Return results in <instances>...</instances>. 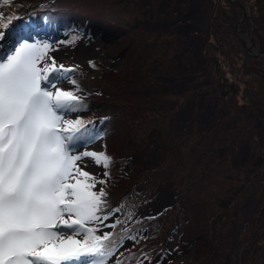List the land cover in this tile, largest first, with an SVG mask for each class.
Returning <instances> with one entry per match:
<instances>
[{
	"label": "trees",
	"instance_id": "1",
	"mask_svg": "<svg viewBox=\"0 0 264 264\" xmlns=\"http://www.w3.org/2000/svg\"><path fill=\"white\" fill-rule=\"evenodd\" d=\"M235 1L242 4L244 18L230 0H209L206 9L201 6L214 12L209 34L200 33L204 45L198 52L188 45L195 31L187 37L172 25L162 33L143 28L145 8L139 7L140 0L1 4L5 16H20L40 31L71 29L102 41L120 40L117 54L124 65L119 70L103 63L95 65L94 77L80 67L70 75L86 105L79 118L105 130L103 150L114 158L109 183L103 187L108 210L120 207L117 219L127 223L111 230L112 242L136 237L126 238L131 246L115 258L123 264L150 263L167 255L166 246L179 229L178 247L194 253L177 264H264V60L247 53L246 43L250 31L253 51L264 54V0ZM157 2L153 0L155 7L151 2L153 21L159 19ZM183 5L181 12L187 13ZM221 30L239 63L225 56L228 49L219 40ZM198 58L202 64L195 67ZM180 62L188 64L184 73H179ZM183 76L190 79L183 92L156 91L166 87V79L180 82ZM242 77L249 82L241 89ZM232 84L235 93L229 89ZM213 103L215 108L201 121L200 114ZM188 105L193 111L181 128V112ZM153 140L159 146V166L144 169ZM245 145L248 151L241 156ZM166 192L174 196L169 206L157 214H136ZM250 195L255 208L243 222L234 208Z\"/></svg>",
	"mask_w": 264,
	"mask_h": 264
},
{
	"label": "snow or ice",
	"instance_id": "2",
	"mask_svg": "<svg viewBox=\"0 0 264 264\" xmlns=\"http://www.w3.org/2000/svg\"><path fill=\"white\" fill-rule=\"evenodd\" d=\"M37 37L0 7V264H123L115 257L136 237L113 244L114 233L102 230L127 221L105 224L121 211L108 210L98 187L108 185L114 158L91 148L106 132L72 118L86 109L75 67L51 55L60 51L54 41ZM96 167L103 171L89 170Z\"/></svg>",
	"mask_w": 264,
	"mask_h": 264
},
{
	"label": "rangeland",
	"instance_id": "3",
	"mask_svg": "<svg viewBox=\"0 0 264 264\" xmlns=\"http://www.w3.org/2000/svg\"><path fill=\"white\" fill-rule=\"evenodd\" d=\"M141 4L139 3V7H144L145 8V12H144V18L143 22H142V26L143 28H148L150 29V27L154 29V31L157 32H166L167 28H169L171 25L172 26H176L178 30H180L182 33L184 34H190L192 31L197 32L196 35H194L193 37H189L188 40V45L190 46L191 49H194L195 52H198L199 49H201L204 45V43L201 44L202 42V36H200L201 34L207 35L210 32V28H211V19L213 17V9L210 8L208 10H199V8L201 9V6L206 9L207 7H205L206 4H209V0H158V5L156 7V12L157 15L159 16L158 21H153L150 20L151 17H153L154 15V11L151 10V2L153 3V0H140ZM186 1H188L187 3H185ZM156 3V1H154ZM155 3L154 7H155ZM185 3V4H184ZM184 4V5H183ZM183 5V11L187 12V14L181 15L177 13V11L181 10V7ZM0 7L1 4H0ZM2 10H4V8H2ZM213 11V12H212ZM171 13H173L174 17L173 18H169L167 16L171 15ZM212 13V15H211ZM206 15V16H205ZM211 17V18H210ZM150 18V19H149ZM210 18V19H209ZM242 21V19L240 20ZM240 22L236 23L237 26L239 25ZM235 24V27L237 28ZM221 37H219L220 42H224L227 46L228 49V53L225 55L227 56V58H229L230 61L239 63V59L237 57H235L233 55V45H231L230 41L227 40V37L225 36V34L223 33V31H220ZM74 37H77L76 39V43L75 45H69V44H61L59 43L60 41H70L72 40ZM37 38H47L50 40V42H55L54 46H58L60 51H63V54L67 55V56H74L77 53H79L81 51L82 48H86L88 46H90V44L92 42H98L100 45L98 46L97 50H96V54L93 55L92 57L88 58L85 61H80V62H73V63H69V62H63L65 64L66 67H80L83 68L86 73L87 76L89 78L94 77L95 75L98 74V69L93 67V63L96 65H100V64H105V66H108L112 69L115 70H119L123 65H124V61L123 58L118 56L117 52L120 51L119 49L121 48L120 45V40L119 38H113L109 41H102L100 39H98L96 36H90L84 32H80V31H75V30H71L68 29L67 31H55L52 35H44V34H39V37ZM222 43V44H224ZM247 45L249 47V45L251 44V51L249 52V54L255 55L256 53L253 51V42H252V35L251 32H248V39H247ZM248 53V52H247ZM260 54V53H259ZM258 58H262V57H258ZM263 59V58H262ZM264 60V59H263ZM202 64V60L200 58L197 59V63L195 64V67H200ZM91 65V66H90ZM187 66H183L182 62H180L179 64V68L181 69V72L179 73H184L185 69H187ZM264 68V64L262 66ZM194 67L191 66L190 64V70H192ZM154 70V69H153ZM241 75V73H239ZM217 74L214 73V76H216ZM75 77V76H74ZM209 79H207L208 81ZM245 77H242L240 80V87L241 89L249 82V81H245ZM165 86H160L158 88H156V91L159 90H163L166 91V93H169L168 91H177V92H183L184 90L187 89L190 79L183 76V79L180 80V82H177L176 80H172V78L166 79L165 80ZM237 84V83H236ZM234 84L229 86V89H233V93L236 92L234 86ZM168 86V87H167ZM65 89L67 90H75V86H73L70 82L66 83L64 85ZM162 88V89H161ZM263 90H264V85H263ZM216 104L213 103L209 106L206 107V110L204 111L203 114H200V120L205 122L208 118L207 114L210 113V110L215 108ZM192 107V109H191ZM193 111V105H188L185 107V109L181 112V118H182V124H181V128L185 122V125L187 124L188 120L190 119L191 113ZM85 115L81 114V112L78 113H72V118H79L81 116ZM192 123V122H191ZM184 125V126H185ZM258 127H260V124H258ZM96 144L99 147L98 151H102L103 150V139L97 141ZM158 143L157 140H153V147L150 150V154L149 157L144 161V169H153V168H157L159 166V159H160V155L158 153ZM248 151L247 146H243V149H241V156H245L246 153ZM261 163V158L258 159V164ZM99 168V167H98ZM103 170L101 169V172ZM100 173V172H99ZM98 173V174H99ZM98 187H103L101 185H98ZM238 192V191H237ZM173 195L166 193H161L155 200V204H158V207L156 208H151L149 204L146 207H141L140 209L137 210L136 214L140 215L141 217H144L146 215H150V214H157L159 213L161 210H163L164 208H166L167 206H169L172 202L173 199ZM237 207V209H236ZM255 208V202L252 199V196H248L246 199L241 200L240 203H238L234 209H236L237 211V215L241 216V219L243 222L247 221L250 216L252 211ZM231 213L230 211L227 212V214ZM226 214V215H227ZM119 217V214L116 212L114 217L110 218V222H108L107 224H110L112 222H114L115 219H117ZM106 223V222H105ZM112 229H107V231H111ZM140 233V231H139ZM179 238V237H178ZM126 241V242H125ZM177 243H178V239H177ZM176 243L175 246H173L171 249L168 250V252L166 253L167 255L163 256H157L156 260H154L153 262H148L145 261L143 262V264H165V261L167 262H173V263H180L182 261H184L187 257H191L192 253L194 252L193 250H189L187 248H179L178 244ZM168 245V244H167ZM131 246V242L128 241V239L124 240L123 243V249L120 251H124L125 249H127L128 247ZM167 247V246H166ZM193 251V252H192ZM119 252V253H120ZM118 255V254H117ZM116 255V256H117Z\"/></svg>",
	"mask_w": 264,
	"mask_h": 264
},
{
	"label": "bare ground",
	"instance_id": "4",
	"mask_svg": "<svg viewBox=\"0 0 264 264\" xmlns=\"http://www.w3.org/2000/svg\"><path fill=\"white\" fill-rule=\"evenodd\" d=\"M53 34V33H51ZM100 44L98 42H92L90 44V46L86 47V48H82L81 51L79 53H77L76 55L74 56H67L65 54H63V51H57V52H53L51 53V55L53 56H56L59 58V62H69V63H73V62H80V61H85L87 60L88 58L92 57L93 55L96 54V50L98 48ZM92 149L94 150H99V147L96 145V144H93L91 146ZM91 171H94L96 172L97 174L99 172H101V169L96 167V168H92V169H89ZM158 207V204H155L153 207L151 208H156ZM111 220L109 221H106L105 224H107L108 222H110ZM108 228L107 227H104L102 230L103 231H106Z\"/></svg>",
	"mask_w": 264,
	"mask_h": 264
},
{
	"label": "water",
	"instance_id": "5",
	"mask_svg": "<svg viewBox=\"0 0 264 264\" xmlns=\"http://www.w3.org/2000/svg\"><path fill=\"white\" fill-rule=\"evenodd\" d=\"M230 1H232L236 6H238L239 8H240V10H241V12H242V15H243V18L246 16V14H245V10H244V8H243V6H242V4L241 3H239V2H237V1H235V0H230ZM213 12V11H212ZM211 15H212V13H211ZM211 18V17H210ZM209 18V19H210ZM236 26H237V24H236ZM187 35V34H186ZM251 51V44L249 45V47L247 48V52L249 53ZM253 56H256V57H262L263 59H264V54L263 53H260V54H255V55H253ZM191 109H192V107H191ZM185 125V122H184V124H183V126ZM182 126V127H183ZM155 205V202H153L151 205H150V207H153ZM181 233V229H179L178 231H177V233L174 235V239H173V241L172 242H170V243H168V245H167V248H168V250L169 249H171L173 246H175L176 245V243H177V239H178V236H179V234ZM126 242V241H125ZM124 243V242H123ZM123 249V247H120V249H119V252L121 251ZM194 251V250H193ZM192 251V252H193ZM118 252V253H119ZM194 253V252H193ZM192 253V254H193Z\"/></svg>",
	"mask_w": 264,
	"mask_h": 264
},
{
	"label": "flooded vegetation",
	"instance_id": "6",
	"mask_svg": "<svg viewBox=\"0 0 264 264\" xmlns=\"http://www.w3.org/2000/svg\"><path fill=\"white\" fill-rule=\"evenodd\" d=\"M190 1V0H189ZM209 2V1H208ZM199 10H201L200 8H199ZM187 14V13H186ZM206 16V15H205Z\"/></svg>",
	"mask_w": 264,
	"mask_h": 264
}]
</instances>
